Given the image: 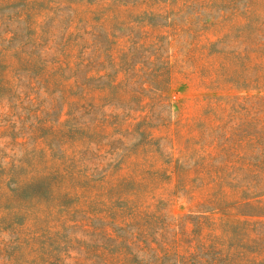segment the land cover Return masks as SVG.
I'll use <instances>...</instances> for the list:
<instances>
[{"label":"rangeland","instance_id":"rangeland-1","mask_svg":"<svg viewBox=\"0 0 264 264\" xmlns=\"http://www.w3.org/2000/svg\"><path fill=\"white\" fill-rule=\"evenodd\" d=\"M0 264H264V0H0Z\"/></svg>","mask_w":264,"mask_h":264}]
</instances>
